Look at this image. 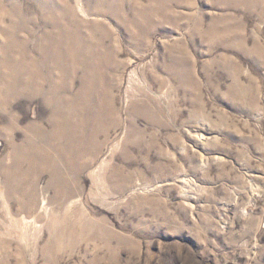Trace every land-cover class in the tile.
I'll list each match as a JSON object with an SVG mask.
<instances>
[{
  "label": "rangeland",
  "instance_id": "1",
  "mask_svg": "<svg viewBox=\"0 0 264 264\" xmlns=\"http://www.w3.org/2000/svg\"><path fill=\"white\" fill-rule=\"evenodd\" d=\"M0 264H264V0H0Z\"/></svg>",
  "mask_w": 264,
  "mask_h": 264
},
{
  "label": "bare ground",
  "instance_id": "2",
  "mask_svg": "<svg viewBox=\"0 0 264 264\" xmlns=\"http://www.w3.org/2000/svg\"><path fill=\"white\" fill-rule=\"evenodd\" d=\"M32 157V156H31ZM29 158V157H27V159L29 160V161H31L32 160V158ZM33 161V160H32ZM34 163V162H33ZM29 164V163H28ZM35 168V167H34ZM64 196V195H63ZM35 209V208H34Z\"/></svg>",
  "mask_w": 264,
  "mask_h": 264
}]
</instances>
